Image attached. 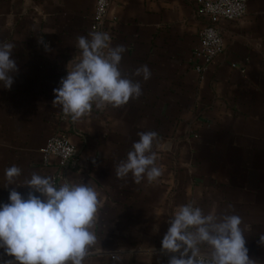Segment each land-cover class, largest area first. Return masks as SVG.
<instances>
[{
  "label": "crops",
  "instance_id": "1",
  "mask_svg": "<svg viewBox=\"0 0 264 264\" xmlns=\"http://www.w3.org/2000/svg\"><path fill=\"white\" fill-rule=\"evenodd\" d=\"M94 8L95 0H0V45H14L18 69L10 89L0 82V204L10 202L12 189L25 198L30 191L5 187L12 165L22 169L18 183L35 172L57 187L93 186L101 201L98 243L84 264H168L179 255L161 250L169 220L193 204L205 215H239L250 259L264 264V0H247L240 20L219 21L223 50L202 74L193 52L206 20L196 0H110L104 33L112 47H125L121 71L141 82L142 95L119 108L93 105L74 121L53 107V90L80 57L77 38H91ZM143 65L147 81L132 75ZM140 131L157 133L153 150L163 174L152 183L115 174ZM57 133L76 148L66 167L41 158ZM8 259L0 248V261Z\"/></svg>",
  "mask_w": 264,
  "mask_h": 264
},
{
  "label": "clouds",
  "instance_id": "2",
  "mask_svg": "<svg viewBox=\"0 0 264 264\" xmlns=\"http://www.w3.org/2000/svg\"><path fill=\"white\" fill-rule=\"evenodd\" d=\"M89 36L90 39L77 38L80 57L70 67L68 63L67 76L53 90V107H61L74 121L90 115L93 105L119 108L142 95L141 82L121 71L125 47H112L107 33L91 32ZM13 48L11 43L0 45V82L7 89L13 84L12 73L18 70L12 58ZM132 75L147 81L151 71L143 65ZM137 135L139 139L133 142L127 159L116 166L115 174L123 179L131 173L137 184L145 178L152 183L163 174L157 165L158 153L153 150L157 133L140 131ZM156 147L167 151L170 145ZM21 174L22 169L16 165L5 170V187L27 185L30 191L25 198L12 189L10 202L0 204V248L13 258L0 264H84L98 243L94 230L101 206L98 191L84 182L65 181L57 187L50 177L35 172L30 179L18 183ZM169 223L161 250L179 255H172L168 264H255L245 246L247 226L241 227L239 215H205L200 207L184 204ZM260 242L264 243V235ZM200 245H206L210 252L203 254ZM123 252V248L113 252L112 259L121 261Z\"/></svg>",
  "mask_w": 264,
  "mask_h": 264
},
{
  "label": "built area",
  "instance_id": "3",
  "mask_svg": "<svg viewBox=\"0 0 264 264\" xmlns=\"http://www.w3.org/2000/svg\"><path fill=\"white\" fill-rule=\"evenodd\" d=\"M109 2L110 0H95L91 32L104 33ZM196 4L199 14L206 20L199 31L198 48L193 52V58L196 61L194 69L202 74L211 60L223 50V36L218 27L219 21H237L243 18L246 13L247 0H196ZM75 155L76 148L61 133L50 136L41 149V158L44 163L54 158L60 167H66ZM52 180L55 183V178Z\"/></svg>",
  "mask_w": 264,
  "mask_h": 264
}]
</instances>
